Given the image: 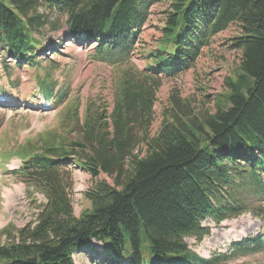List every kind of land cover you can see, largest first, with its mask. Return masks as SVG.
Listing matches in <instances>:
<instances>
[{"label":"trees","instance_id":"trees-1","mask_svg":"<svg viewBox=\"0 0 264 264\" xmlns=\"http://www.w3.org/2000/svg\"><path fill=\"white\" fill-rule=\"evenodd\" d=\"M6 1L9 7L0 1L1 56L29 67H39L38 57L49 52L34 35L47 24L37 15L41 6L66 16L67 40L93 45L92 60L112 67L138 53L150 8L162 4L166 10L155 46L139 55L143 69L122 71L110 112L91 103L81 116L79 107L67 108L58 129L0 152V166L19 160L8 174L26 193L44 198L32 221L1 230L0 264H74V252L104 264L226 262V255L201 258L185 239L201 243L209 235L206 219L219 225L243 214L264 215V0ZM231 25L239 33L229 48L240 57L228 93L215 100L213 113L198 116L172 95V114L163 111L160 129L149 138L161 80L191 69ZM34 86L29 96L43 106L66 97L49 74L36 76ZM70 164L111 182L100 180L84 193L89 207L78 216L68 194ZM263 245L257 237L232 246L242 254Z\"/></svg>","mask_w":264,"mask_h":264},{"label":"rangeland","instance_id":"rangeland-1","mask_svg":"<svg viewBox=\"0 0 264 264\" xmlns=\"http://www.w3.org/2000/svg\"><path fill=\"white\" fill-rule=\"evenodd\" d=\"M0 1L9 7L6 0ZM165 7L155 4L150 8L147 21L141 27L136 56L123 67H112L92 60L93 45L83 46L73 40L68 43L66 16L41 6L37 15L47 24L34 35L42 47L48 46L49 52L45 50L38 57L40 66H17L12 59L4 60L0 52V88L6 93V98L0 100V152H7L17 143L34 138L45 130L58 129L67 108L76 107L78 111L79 107L78 113L81 116L85 105L91 103L100 107L107 106L110 112L122 71L127 68L142 70L145 62L140 58V53L153 48L159 39ZM238 33L236 25L229 26L214 37L208 48L201 51L191 69L161 80L155 95L149 138H153L160 129L163 111L166 115L172 114L168 108L172 95L177 97L181 109L195 116L214 112L215 100L222 99V95L228 93V84L234 81L238 73L240 53L229 48L230 40L238 36ZM44 74H49L56 83L55 90L66 96L57 106L45 107L29 96L37 91L34 86L35 77L43 79ZM18 166L19 161L15 159L7 162L4 168L0 166V245L5 243L1 229L7 224L15 229L23 227L33 220L37 205L43 201L38 194L26 193L24 186L8 174V171ZM69 171L71 186L68 194L74 215L78 216L82 209L89 207L84 193L100 180L109 185L111 182L104 175L91 179L88 174L73 166L69 167ZM202 225L209 228V235L201 243L196 244L192 238L185 239L189 248L200 257L211 259L219 255L228 256L226 262L219 264H264V245L261 251L242 254L238 246H232L257 237L264 241V217L244 214L219 225L206 219ZM96 247L99 248V244ZM74 262L104 264L101 258L83 252L75 255Z\"/></svg>","mask_w":264,"mask_h":264},{"label":"bare ground","instance_id":"bare-ground-1","mask_svg":"<svg viewBox=\"0 0 264 264\" xmlns=\"http://www.w3.org/2000/svg\"><path fill=\"white\" fill-rule=\"evenodd\" d=\"M41 79V78H40ZM40 84V83H39ZM223 92V91H222ZM62 112V111H61ZM64 126V125H63Z\"/></svg>","mask_w":264,"mask_h":264}]
</instances>
